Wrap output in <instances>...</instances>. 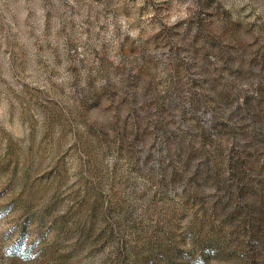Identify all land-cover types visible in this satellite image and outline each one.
Instances as JSON below:
<instances>
[{
  "label": "rangeland",
  "instance_id": "rangeland-1",
  "mask_svg": "<svg viewBox=\"0 0 264 264\" xmlns=\"http://www.w3.org/2000/svg\"><path fill=\"white\" fill-rule=\"evenodd\" d=\"M0 264H264V0H0Z\"/></svg>",
  "mask_w": 264,
  "mask_h": 264
}]
</instances>
